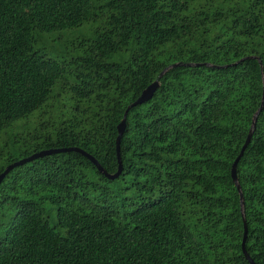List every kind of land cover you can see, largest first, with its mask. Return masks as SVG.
<instances>
[{"label": "trees", "instance_id": "trees-1", "mask_svg": "<svg viewBox=\"0 0 264 264\" xmlns=\"http://www.w3.org/2000/svg\"><path fill=\"white\" fill-rule=\"evenodd\" d=\"M156 80L116 178L4 177L0 264H264V0H0V174H115Z\"/></svg>", "mask_w": 264, "mask_h": 264}, {"label": "water", "instance_id": "water-1", "mask_svg": "<svg viewBox=\"0 0 264 264\" xmlns=\"http://www.w3.org/2000/svg\"><path fill=\"white\" fill-rule=\"evenodd\" d=\"M172 66H176V65H172ZM167 69H165L159 76H161ZM158 87V81H154L152 84H150L146 89H144L141 93V95L133 102L131 103L128 107H127V110L124 114V117L121 121V123L118 125L117 127V130H118V136H117V139H116V153H117V160H118V171L113 174V175H109L107 174L104 169H102V167L99 165V163L89 154L85 153L84 151H82L81 149L79 148H76V147H71V148H63V149H57V150H44V151H40L38 153H34L33 155H31L30 157H27V158H24V159H21L15 163H12L10 165H8L4 171L0 174V183L1 181L4 179V177L15 167H18V166H21V165H24L28 162H31L39 157H43V156H46V155H51V154H55V153H64V152H76V153H80L81 155L85 156L86 158H88L95 166L96 168L102 172L104 175H106L109 179H114L118 176V174L120 173L121 171V160H120V155H119V142H120V138L124 132V128H125V117H126V114L128 112V110L134 106H137V105H140L148 100H150L156 90V88ZM263 100H264V92H263V97H262V103H263ZM259 112V111H258ZM257 112V114H258ZM255 120H256V115L254 116L253 118V121H252V126L249 130V133H248V136H247V139L238 155V157L236 158V160L234 161L233 165H232V169H231V178L233 180V182L235 183L236 185V188L240 194V201H241V206L243 205V197H242V194L240 192V185L238 184V181H237V175H236V166H237V163L238 161L240 160L241 156L243 155V152L245 150V148L247 147V145L249 144L250 140H251V136H252V132H253V129H254V126H255ZM245 238H246V226L244 224V234H243V241H242V252L245 256V258L249 261L250 264H255L251 258L249 257V255L246 253V250L244 248V242H245Z\"/></svg>", "mask_w": 264, "mask_h": 264}, {"label": "rangeland", "instance_id": "rangeland-1", "mask_svg": "<svg viewBox=\"0 0 264 264\" xmlns=\"http://www.w3.org/2000/svg\"><path fill=\"white\" fill-rule=\"evenodd\" d=\"M95 26H96V24L88 23V24L82 25L79 28L60 32V33L55 35L57 40L53 39V38L48 39L46 41H49V42L46 43L45 46H46V48H47V50L51 56H65L67 53L70 52V50H69L70 44L73 41H75V39H77V38L87 36L90 33V31H92V28H94ZM24 133H22V134H24ZM4 134L0 135V146H1V143L8 142L6 140L12 141L13 138H16L19 134H21V132H19L17 129L12 128V129H9L8 131H6ZM8 150H9V152L13 150L12 144L11 145L8 144Z\"/></svg>", "mask_w": 264, "mask_h": 264}]
</instances>
